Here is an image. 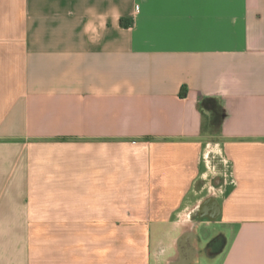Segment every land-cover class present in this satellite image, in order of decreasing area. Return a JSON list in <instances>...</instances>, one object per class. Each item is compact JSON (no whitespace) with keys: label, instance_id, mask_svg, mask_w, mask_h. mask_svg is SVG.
Wrapping results in <instances>:
<instances>
[{"label":"crops","instance_id":"1","mask_svg":"<svg viewBox=\"0 0 264 264\" xmlns=\"http://www.w3.org/2000/svg\"><path fill=\"white\" fill-rule=\"evenodd\" d=\"M0 264H264V0H0Z\"/></svg>","mask_w":264,"mask_h":264},{"label":"trees","instance_id":"2","mask_svg":"<svg viewBox=\"0 0 264 264\" xmlns=\"http://www.w3.org/2000/svg\"><path fill=\"white\" fill-rule=\"evenodd\" d=\"M122 25H129L124 19ZM182 96H186V91H182ZM202 114V132L210 134H220L221 132V102L216 97L201 98L198 104Z\"/></svg>","mask_w":264,"mask_h":264},{"label":"rangeland","instance_id":"3","mask_svg":"<svg viewBox=\"0 0 264 264\" xmlns=\"http://www.w3.org/2000/svg\"><path fill=\"white\" fill-rule=\"evenodd\" d=\"M211 139H216L217 138V134H215L214 136H209ZM216 150H220L219 146H215V145H210L209 147V152H207V161H208V165H209V175L207 176V181L209 182L211 179L219 177L222 171V165L221 162L219 161L221 159L220 155L218 152H216ZM200 234L204 233V230H199Z\"/></svg>","mask_w":264,"mask_h":264}]
</instances>
